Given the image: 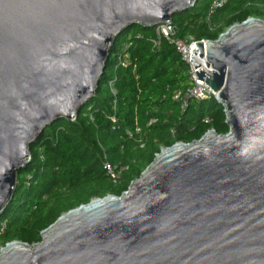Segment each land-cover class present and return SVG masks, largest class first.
I'll list each match as a JSON object with an SVG mask.
<instances>
[{"label":"water","instance_id":"obj_1","mask_svg":"<svg viewBox=\"0 0 264 264\" xmlns=\"http://www.w3.org/2000/svg\"><path fill=\"white\" fill-rule=\"evenodd\" d=\"M197 0H0V216L29 146L96 93L115 39ZM227 132L162 148L119 196L69 210L0 264H264V21L195 43Z\"/></svg>","mask_w":264,"mask_h":264},{"label":"trees","instance_id":"obj_2","mask_svg":"<svg viewBox=\"0 0 264 264\" xmlns=\"http://www.w3.org/2000/svg\"><path fill=\"white\" fill-rule=\"evenodd\" d=\"M210 1L197 0L172 17L178 37L213 41L247 18L264 21V0H228L206 24ZM151 36L152 28L131 26L122 31L111 47L114 58L110 60L109 54L95 96L73 121L53 123L29 146V163L17 172L14 196L0 216L4 224L0 248L11 241L37 243L40 232L60 214L92 199L119 196L160 148L196 141L207 130L227 132L223 109L213 98L189 100L183 111L172 100L173 91L191 84L187 66L164 41L158 51H151ZM126 44L122 53L128 55L127 65L118 66L116 58ZM150 120L154 122L148 124ZM103 154L110 164L127 166L118 185H112L102 170ZM22 172L25 179L19 181Z\"/></svg>","mask_w":264,"mask_h":264},{"label":"built area","instance_id":"obj_3","mask_svg":"<svg viewBox=\"0 0 264 264\" xmlns=\"http://www.w3.org/2000/svg\"><path fill=\"white\" fill-rule=\"evenodd\" d=\"M227 2L228 0H211L210 1L207 15L204 19L206 24H208L209 17L212 14H214L216 10L224 6ZM162 41L166 42L168 45H171L175 49L177 54H179V56L181 57L182 62H184V64L187 66L188 77H189L191 84L188 87H186L184 90H175L172 93V100L178 103L180 110L183 111L186 108L187 102L189 100L203 101V100L209 99L210 97L213 98V100H215L216 94L213 93L206 86L204 81L199 80L196 77V71L199 69L198 68L194 69L192 62H191V52L194 49L195 43L202 42V44H205L208 40L197 41V40H194V38L190 35L180 38L176 35L175 25L170 21L169 24H161V25L154 26L152 28V36L151 38L148 39V42L150 43V46H151V51H158L160 49ZM127 47H128V44L124 45L122 51L118 54L116 58V62L118 66L125 67L127 65L125 59L128 58V55L125 53H122ZM108 87H109L110 93L114 96L115 92L112 89L111 83H108ZM109 120L111 122H114V117L111 116ZM152 122H154V120H150L148 124ZM170 134L173 135L174 131L170 130ZM182 144H187V143H182ZM161 149L162 148H160L159 150ZM102 153L104 152L102 151ZM126 169H127V166L125 165L110 164L108 161H106V157L103 154L102 170L112 185L114 186L118 185L121 174ZM3 228H4V224L0 223V233L2 232ZM34 244L35 243L31 245H34Z\"/></svg>","mask_w":264,"mask_h":264},{"label":"rangeland","instance_id":"obj_4","mask_svg":"<svg viewBox=\"0 0 264 264\" xmlns=\"http://www.w3.org/2000/svg\"><path fill=\"white\" fill-rule=\"evenodd\" d=\"M179 14H175L174 17L178 16ZM113 54H110V60H113ZM109 72V70H107ZM25 179V172L19 173L18 180L21 181L22 179Z\"/></svg>","mask_w":264,"mask_h":264}]
</instances>
